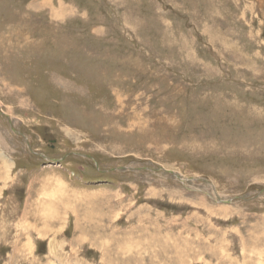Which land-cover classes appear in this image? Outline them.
<instances>
[{
    "label": "rangeland",
    "instance_id": "obj_1",
    "mask_svg": "<svg viewBox=\"0 0 264 264\" xmlns=\"http://www.w3.org/2000/svg\"><path fill=\"white\" fill-rule=\"evenodd\" d=\"M0 264H264V0H0Z\"/></svg>",
    "mask_w": 264,
    "mask_h": 264
},
{
    "label": "bare ground",
    "instance_id": "obj_2",
    "mask_svg": "<svg viewBox=\"0 0 264 264\" xmlns=\"http://www.w3.org/2000/svg\"><path fill=\"white\" fill-rule=\"evenodd\" d=\"M65 24V23H64ZM56 56V55H55ZM17 213V212H16ZM7 248V247H6ZM16 252V251H15Z\"/></svg>",
    "mask_w": 264,
    "mask_h": 264
}]
</instances>
